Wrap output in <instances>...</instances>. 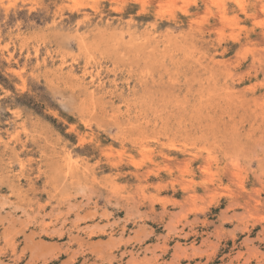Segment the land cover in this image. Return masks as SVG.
Listing matches in <instances>:
<instances>
[{"label":"rangeland","instance_id":"obj_1","mask_svg":"<svg viewBox=\"0 0 264 264\" xmlns=\"http://www.w3.org/2000/svg\"><path fill=\"white\" fill-rule=\"evenodd\" d=\"M263 10L0 0V264H264Z\"/></svg>","mask_w":264,"mask_h":264},{"label":"bare ground","instance_id":"obj_2","mask_svg":"<svg viewBox=\"0 0 264 264\" xmlns=\"http://www.w3.org/2000/svg\"><path fill=\"white\" fill-rule=\"evenodd\" d=\"M165 0H162V2H164ZM167 1V0H166ZM171 1V0H170ZM172 3H174V2H172ZM168 4V3H167ZM173 5V4H172ZM172 8V7H171ZM187 9V8H186ZM186 9H184V10H186ZM261 9H263V7L261 8ZM264 11V10H263ZM184 12V11H183ZM160 13V12H159ZM188 13V12H187ZM175 19V18H174ZM181 21V20H180ZM180 21H178V22H180ZM12 58H13V55H10V57H9V62H11V60H12ZM11 67V66H10ZM9 67V68H10ZM11 69V68H10ZM67 157V156H66ZM68 158V157H67ZM68 160V159H67ZM68 162V161H67ZM67 177V176H66Z\"/></svg>","mask_w":264,"mask_h":264}]
</instances>
